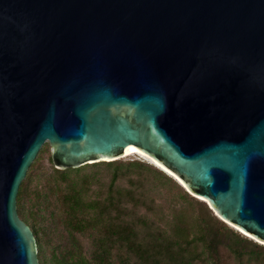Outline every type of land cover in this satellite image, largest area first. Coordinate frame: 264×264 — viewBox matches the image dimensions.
I'll return each instance as SVG.
<instances>
[{
	"label": "water",
	"instance_id": "95a60500",
	"mask_svg": "<svg viewBox=\"0 0 264 264\" xmlns=\"http://www.w3.org/2000/svg\"><path fill=\"white\" fill-rule=\"evenodd\" d=\"M135 150L264 245V0H0V264H40L17 195Z\"/></svg>",
	"mask_w": 264,
	"mask_h": 264
},
{
	"label": "trees",
	"instance_id": "16d2710c",
	"mask_svg": "<svg viewBox=\"0 0 264 264\" xmlns=\"http://www.w3.org/2000/svg\"><path fill=\"white\" fill-rule=\"evenodd\" d=\"M44 151L17 195L18 214L36 236L40 264H264V245L221 221L154 164L119 160L52 167L42 178L36 172ZM99 164L111 170L107 180L93 168ZM89 167L92 173H86ZM49 197L55 201L46 223ZM50 228L61 242H53Z\"/></svg>",
	"mask_w": 264,
	"mask_h": 264
},
{
	"label": "rangeland",
	"instance_id": "374dc122",
	"mask_svg": "<svg viewBox=\"0 0 264 264\" xmlns=\"http://www.w3.org/2000/svg\"><path fill=\"white\" fill-rule=\"evenodd\" d=\"M42 148H45V151L42 154V157H41V160L39 162L38 170H37L36 174H38V176H40L42 178H45L47 176V174L49 173L50 169L52 167H55V166L50 161V159H51V151H52L51 150L52 149L51 148V145L48 142H46L43 145ZM136 160L144 161L145 163L151 164L149 161H146V160H144V159H142V158H140L139 156H136V155L127 156L126 158L120 160V162H128V161H136ZM93 168L96 170V172L103 179H106L107 180L111 176V170L105 164H102V165L99 164L98 166L93 167ZM162 170L164 172H166L168 175L171 176V174L169 172L165 171L164 169H162ZM85 171H86V173H92L93 172V169L91 167H89V168H86ZM122 184H123V186L128 187V182H122ZM34 186H35V184H34ZM54 201H55V197H49L47 199L46 205L44 206L45 209H44V212H43V216H44V219H45V222L46 223L50 221V218L49 217H50V213L53 210V202ZM48 204H50L49 205L50 207H48ZM233 229L234 230H237L238 232H240L244 236L250 238V236H247L246 234H244L243 232L239 231L238 229H236V228H233ZM49 236L53 240L54 243H58L59 241L61 242V239L63 240V238L60 237V235H59L58 231L56 230V228H50ZM253 241H255V240H253ZM255 242H257V241H255ZM257 243H259V242H257ZM83 244H84V247L86 249H89L90 250L92 248V245L90 244V241L87 240V239H84Z\"/></svg>",
	"mask_w": 264,
	"mask_h": 264
},
{
	"label": "bare ground",
	"instance_id": "6f19581e",
	"mask_svg": "<svg viewBox=\"0 0 264 264\" xmlns=\"http://www.w3.org/2000/svg\"><path fill=\"white\" fill-rule=\"evenodd\" d=\"M131 155H136V156H139L140 158L146 160V161H149L151 164H154L156 165L158 168L161 169V167H159L156 163H154L152 160H150L149 158H146L144 156H142L140 153H138L137 151L135 150H129V151H126V156H131ZM237 229V228H236ZM239 230V229H238ZM240 231V230H239Z\"/></svg>",
	"mask_w": 264,
	"mask_h": 264
}]
</instances>
